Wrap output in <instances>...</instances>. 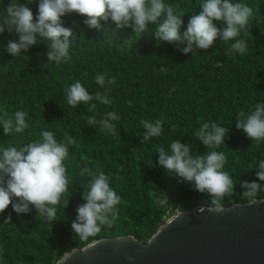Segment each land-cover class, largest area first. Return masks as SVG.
<instances>
[{
  "label": "trees",
  "instance_id": "obj_1",
  "mask_svg": "<svg viewBox=\"0 0 264 264\" xmlns=\"http://www.w3.org/2000/svg\"><path fill=\"white\" fill-rule=\"evenodd\" d=\"M12 0H0V19L3 9ZM38 12L39 0L28 4ZM185 11L184 26L191 15L198 14L200 0H166ZM253 9L244 37L248 51L244 56L226 55L230 42L219 37L207 50L183 54L176 44L158 41L156 26L149 25L137 36L131 28L117 30L111 21L91 29L83 23L85 17L76 13L63 18L72 27L75 43L70 49V63H48L44 41L28 52L12 57L4 49L9 40L18 39L5 31L0 36V119L11 117L15 111L27 113L29 127L23 133L8 136L0 126V145L19 147L39 138L41 129L52 131L58 140L70 137L69 158L65 161L69 178L68 204L59 208L56 221L47 222L33 209L18 216L11 205L0 215V222L11 214L7 224H0V264H57L65 254L87 247L93 241L133 236L148 242L168 217L176 211L193 210L200 206L214 207L211 198L180 183L157 163L158 147L167 148L174 139L193 144V152L208 151L193 133L203 121H215L230 129L223 151L227 157L225 171L234 182V190L217 203L219 208L249 203L242 197L240 182L256 179L259 160L264 159V141L257 146L235 127L236 114L248 111L257 102H264V0H242ZM196 12V13H194ZM222 27V25H217ZM219 62L220 67L214 65ZM166 68V71H160ZM97 74L115 77L116 83L108 92L112 103L100 104L90 112L88 106L67 104L65 89L80 81L90 91L104 92L95 83ZM115 111L119 121L115 133L100 131L99 125H88L89 117L97 121L107 112ZM7 113V115H5ZM164 119L163 134L142 143L141 120ZM174 126V127H173ZM87 166L93 173L103 171L110 185L121 196L118 218L111 227L104 226L94 237L82 240L76 236L71 223L89 177L79 170ZM167 195L164 206L155 203ZM264 199V192L256 200Z\"/></svg>",
  "mask_w": 264,
  "mask_h": 264
},
{
  "label": "clouds",
  "instance_id": "obj_2",
  "mask_svg": "<svg viewBox=\"0 0 264 264\" xmlns=\"http://www.w3.org/2000/svg\"><path fill=\"white\" fill-rule=\"evenodd\" d=\"M33 2L27 0L28 4ZM198 9V14L191 15L182 31L185 11L178 4L166 0H39L35 19L27 5L12 0L3 9L0 36L7 30L18 37L4 46L14 58L44 41L48 44L45 53L47 64H67L72 60L70 49L75 43V33L72 27L65 26L63 18L76 13L85 17V25L97 30L102 27V22L111 21L117 30L131 28L140 36L150 24L155 25L158 41L176 44L185 55L192 53L194 56L197 50L209 49L218 37L223 42H232L226 49V55L235 53L242 57L247 53L248 42L241 37V33L244 37L249 34L247 26L253 14L251 7L242 0H200ZM218 24L222 27H218ZM214 66L220 67L221 63L217 62ZM166 70L160 69L162 72ZM95 83L105 91L93 95L80 81L72 83L65 89L67 104L71 107L87 105L90 112L96 108V103L92 101L111 104L108 92L116 83L115 77L97 74ZM26 117L25 111L17 110L11 117L0 119L4 135L8 136L13 131L23 133L29 127ZM119 120L120 116L110 111L99 121L89 117L88 125L98 124L100 131L113 135L116 128L113 122ZM140 123L143 128L142 143L162 136V117L141 120ZM235 127L252 144L259 146L264 141V102L255 103L248 111H239L235 117ZM229 131L228 127L215 121H203L193 135L206 146V153H194L193 144L181 139H174L167 148L160 146L156 150L159 154L157 163L166 170V174L210 197L211 202L217 205L214 210H219L217 202L230 196L235 187L229 172L224 170L227 157L223 151L217 150L221 145H226ZM74 143L70 137L58 140L52 131L41 129L39 138L32 142L19 147L0 145V215L11 205L12 212L18 216L35 209L37 216L43 220L56 221L58 209H65L68 204L65 194L69 191L70 181L65 161L69 158V146ZM256 169V179L240 182L242 197L253 203L258 193L264 192V159L259 160ZM79 175L89 179L87 185L83 186L84 203L78 206L71 229L80 239L87 240L99 233L102 227H111L115 223L121 196L110 185V178L103 171L93 173L84 166L80 168ZM167 202V195L155 200L158 206H164ZM11 219L9 214L0 224H7Z\"/></svg>",
  "mask_w": 264,
  "mask_h": 264
},
{
  "label": "water",
  "instance_id": "obj_3",
  "mask_svg": "<svg viewBox=\"0 0 264 264\" xmlns=\"http://www.w3.org/2000/svg\"><path fill=\"white\" fill-rule=\"evenodd\" d=\"M214 209L177 212L147 243L96 240L57 264H264V199Z\"/></svg>",
  "mask_w": 264,
  "mask_h": 264
},
{
  "label": "rangeland",
  "instance_id": "obj_4",
  "mask_svg": "<svg viewBox=\"0 0 264 264\" xmlns=\"http://www.w3.org/2000/svg\"><path fill=\"white\" fill-rule=\"evenodd\" d=\"M177 212H181V211H176L173 215H171L170 217L167 218V220L163 223L165 224L170 218H172Z\"/></svg>",
  "mask_w": 264,
  "mask_h": 264
}]
</instances>
